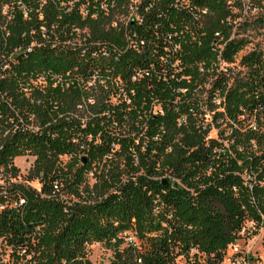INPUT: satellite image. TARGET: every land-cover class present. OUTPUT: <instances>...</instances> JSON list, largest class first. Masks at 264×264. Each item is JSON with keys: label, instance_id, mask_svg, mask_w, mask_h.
Here are the masks:
<instances>
[{"label": "trees", "instance_id": "16d2710c", "mask_svg": "<svg viewBox=\"0 0 264 264\" xmlns=\"http://www.w3.org/2000/svg\"><path fill=\"white\" fill-rule=\"evenodd\" d=\"M17 1L0 0V172L30 154L41 183L0 181L17 264H93L94 242L106 264L222 263L264 223V0Z\"/></svg>", "mask_w": 264, "mask_h": 264}, {"label": "rangeland", "instance_id": "374dc122", "mask_svg": "<svg viewBox=\"0 0 264 264\" xmlns=\"http://www.w3.org/2000/svg\"><path fill=\"white\" fill-rule=\"evenodd\" d=\"M7 4L5 6V12L8 13L9 16H12L14 12V8L16 7L17 0H7ZM249 1V0H245ZM24 7V5H22ZM247 11L249 9H246ZM246 12V11H245ZM258 10H253L252 12L246 13L250 17L256 15ZM251 33V32H250ZM251 37L253 38L252 43L248 46V49H251L255 46H263L264 47V37L259 31H253ZM248 51V50H247ZM210 79V77H209ZM39 82V81H38ZM42 82V81H40ZM211 79L208 80L205 84L201 86L202 94L205 96L208 95V89L211 85ZM113 101H116V98H112ZM221 97H217L215 102L220 103ZM207 103V99H206ZM160 106H156L155 110H157ZM208 110L209 107L206 106ZM206 121L212 123V113L208 112L206 115ZM130 129L129 126L123 128L117 126L114 129L116 133H122L124 135ZM127 135V133H126ZM211 135L214 137L218 136V129L215 127L211 131ZM227 143V142H226ZM119 145H116V150L119 149ZM36 160L35 156L30 154H26L23 156L16 157L14 159V165L19 169V175L17 178H11V174H7L6 172H0V177H2L1 183L16 181L23 184H29L33 187L40 188L41 183L38 180L28 181V175L30 170ZM64 162L67 160L63 158ZM120 168L122 170H128L123 159L119 160ZM110 165V164H109ZM107 165V169L109 168ZM104 168V162L98 163L96 162L93 166V170L89 173V181L90 183H94L99 178V174L101 169ZM255 224L251 221L247 222L245 228L240 236L234 243L230 244L226 250L225 258L222 263L219 264H264V223L258 226H254ZM257 228V230H256ZM256 230V231H255ZM88 254L89 259L93 264H106L113 258V251L108 248L102 242H94L88 246ZM185 260L181 259L180 264H184ZM0 264H17L16 256L10 246L7 245L5 241L0 240Z\"/></svg>", "mask_w": 264, "mask_h": 264}, {"label": "built area", "instance_id": "2783aa9c", "mask_svg": "<svg viewBox=\"0 0 264 264\" xmlns=\"http://www.w3.org/2000/svg\"><path fill=\"white\" fill-rule=\"evenodd\" d=\"M127 239H128L129 241H132V240H133V237H132V236H128Z\"/></svg>", "mask_w": 264, "mask_h": 264}]
</instances>
